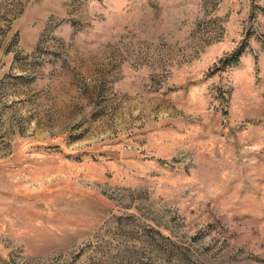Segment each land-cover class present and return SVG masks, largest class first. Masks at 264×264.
Returning <instances> with one entry per match:
<instances>
[{"label": "rangeland", "instance_id": "obj_1", "mask_svg": "<svg viewBox=\"0 0 264 264\" xmlns=\"http://www.w3.org/2000/svg\"><path fill=\"white\" fill-rule=\"evenodd\" d=\"M0 264H264V0H0Z\"/></svg>", "mask_w": 264, "mask_h": 264}, {"label": "trees", "instance_id": "obj_2", "mask_svg": "<svg viewBox=\"0 0 264 264\" xmlns=\"http://www.w3.org/2000/svg\"><path fill=\"white\" fill-rule=\"evenodd\" d=\"M238 56V55H237ZM238 61V58H235V60H232V62H237Z\"/></svg>", "mask_w": 264, "mask_h": 264}]
</instances>
